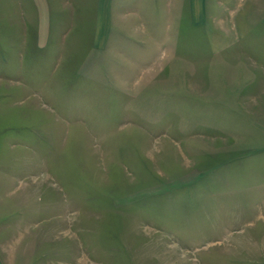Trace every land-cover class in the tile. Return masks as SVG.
<instances>
[{"label": "rangeland", "instance_id": "rangeland-1", "mask_svg": "<svg viewBox=\"0 0 264 264\" xmlns=\"http://www.w3.org/2000/svg\"><path fill=\"white\" fill-rule=\"evenodd\" d=\"M119 14L106 47L95 15L0 47L3 258L264 264L259 34Z\"/></svg>", "mask_w": 264, "mask_h": 264}, {"label": "crops", "instance_id": "crops-1", "mask_svg": "<svg viewBox=\"0 0 264 264\" xmlns=\"http://www.w3.org/2000/svg\"><path fill=\"white\" fill-rule=\"evenodd\" d=\"M92 1L96 2L91 5ZM122 9L132 13L130 16H137L138 20L149 17L147 20L156 24L160 22L157 17H163L164 21L167 17H178L180 26L184 28L187 24L194 28L203 26L209 17L241 14L244 38L258 33L264 47V0H0V47L20 46L21 41L27 46L28 40H37L39 36L43 38V34L48 36V33L52 38L59 22L74 26L75 17L86 15L97 17L95 41L98 43L95 42V45L106 47L112 32H120L116 27V18L121 15ZM261 56L256 72L258 76L247 77L245 73V78L249 79V86L246 82L245 88L249 89V94L262 97L264 56ZM257 80L260 82L257 86L259 93L255 91L257 89L251 92L258 85ZM2 255L5 254L0 252V264H10Z\"/></svg>", "mask_w": 264, "mask_h": 264}]
</instances>
